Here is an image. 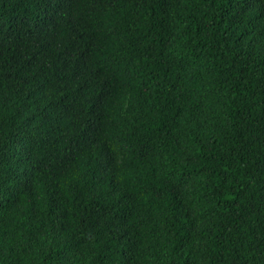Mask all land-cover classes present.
Masks as SVG:
<instances>
[{
  "label": "trees",
  "instance_id": "obj_1",
  "mask_svg": "<svg viewBox=\"0 0 264 264\" xmlns=\"http://www.w3.org/2000/svg\"><path fill=\"white\" fill-rule=\"evenodd\" d=\"M0 264H264V0H0Z\"/></svg>",
  "mask_w": 264,
  "mask_h": 264
}]
</instances>
